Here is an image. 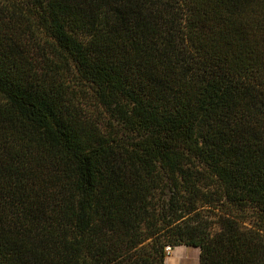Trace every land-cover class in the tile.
<instances>
[{"label":"trees","instance_id":"obj_1","mask_svg":"<svg viewBox=\"0 0 264 264\" xmlns=\"http://www.w3.org/2000/svg\"><path fill=\"white\" fill-rule=\"evenodd\" d=\"M264 264V0H0V264Z\"/></svg>","mask_w":264,"mask_h":264},{"label":"rangeland","instance_id":"obj_2","mask_svg":"<svg viewBox=\"0 0 264 264\" xmlns=\"http://www.w3.org/2000/svg\"><path fill=\"white\" fill-rule=\"evenodd\" d=\"M167 260L169 264H200V250L186 246L176 247L172 259Z\"/></svg>","mask_w":264,"mask_h":264},{"label":"built area","instance_id":"obj_3","mask_svg":"<svg viewBox=\"0 0 264 264\" xmlns=\"http://www.w3.org/2000/svg\"><path fill=\"white\" fill-rule=\"evenodd\" d=\"M172 250H173V249H172V247H170V246H167L166 249H165V251H166V253H167L168 255L171 254Z\"/></svg>","mask_w":264,"mask_h":264},{"label":"crops","instance_id":"obj_4","mask_svg":"<svg viewBox=\"0 0 264 264\" xmlns=\"http://www.w3.org/2000/svg\"><path fill=\"white\" fill-rule=\"evenodd\" d=\"M175 249H176V248H175ZM175 249L172 250L170 256H169L167 259H169V260L172 259V256L174 255V251H175ZM168 262H169V261L167 260V261H166V264H169Z\"/></svg>","mask_w":264,"mask_h":264}]
</instances>
